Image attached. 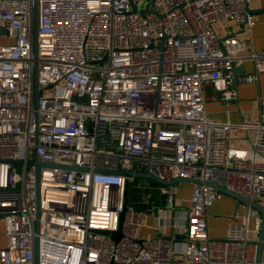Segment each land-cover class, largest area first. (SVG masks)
Masks as SVG:
<instances>
[{
  "label": "built area",
  "instance_id": "built-area-1",
  "mask_svg": "<svg viewBox=\"0 0 264 264\" xmlns=\"http://www.w3.org/2000/svg\"><path fill=\"white\" fill-rule=\"evenodd\" d=\"M249 1L0 0V160L24 162L0 161V264H36V249L38 264H256L257 210L243 205L219 239L206 222L223 196L212 186L264 201V104L239 123L204 106L205 85L228 104L264 73V49L214 29L223 20L251 28ZM245 62L252 71L235 72ZM233 129L253 134L249 148L228 145ZM33 155L87 170L41 167L37 177L26 164ZM95 169L198 182L187 207L177 198L182 181L161 185L165 201L151 207L135 184L137 209L129 190L123 205L124 175ZM141 227L157 235L141 238Z\"/></svg>",
  "mask_w": 264,
  "mask_h": 264
},
{
  "label": "crops",
  "instance_id": "crops-1",
  "mask_svg": "<svg viewBox=\"0 0 264 264\" xmlns=\"http://www.w3.org/2000/svg\"><path fill=\"white\" fill-rule=\"evenodd\" d=\"M252 1L254 0H250L248 3L249 9L257 10V9L264 8V0H258L260 1V4L257 7L250 6ZM250 14L254 21V24L251 28H249L245 24L243 25V24H238L233 21L223 20L220 23L215 24L214 29L219 35H223L225 31L238 33V39L245 42L249 48H253L255 50L264 49V11L252 12ZM242 68L243 69H240L239 73L251 72L252 64L250 62H245ZM258 82H259L257 83L258 86H256L255 83L239 86L237 89V100L231 101L228 104L219 100L217 93H215L209 85H205L204 86V94H205L204 106H205L206 114L209 117L214 118L221 122H225V121H229L231 123L241 122V120L243 119V114H244V110H242V108H245L244 107L245 101H246L245 97L248 96L250 91L257 89L256 91H257V98L259 99V105H260V102L263 103L262 102L263 97L261 95V89H262L261 84L263 85L264 83V73L259 74ZM235 104L237 107L235 106ZM257 115H258V109L256 112V117ZM231 131H229V139H228V145L230 147L249 148L250 139H253L250 137L251 133L247 135L244 132L245 136H243V140L247 141L244 144L242 143V141H239L240 139L238 140L232 139ZM192 187H193V183L186 182V183H182L181 186L178 188L177 198L181 200L182 207L188 206L189 204L188 200H189V197L192 191ZM223 196H222V199H223ZM222 199L214 202L207 213L206 222H207L208 235L212 239H219V238L224 237L227 224L231 221V217L233 216V214L235 212L236 213L238 212V210H235V212L234 211L232 212V210L229 209L231 206L232 207L234 206L233 203L231 204V203H228L227 201H224V200L222 201ZM237 215L240 216L241 214L237 213ZM145 217L147 220V224L149 226H153L154 224L153 212L151 214L146 215ZM236 221L239 222L240 218L238 217ZM138 235L141 238L151 239L157 235V232L155 229H152V228L141 227L138 229ZM173 235L176 241L184 240V236L177 237L176 235H179V234H176L171 229H169L167 232V236L173 237ZM5 243H6V239L3 234V225L0 222V248L4 247ZM177 259H180V258L178 257ZM179 264H188V263L179 261Z\"/></svg>",
  "mask_w": 264,
  "mask_h": 264
},
{
  "label": "water",
  "instance_id": "water-1",
  "mask_svg": "<svg viewBox=\"0 0 264 264\" xmlns=\"http://www.w3.org/2000/svg\"><path fill=\"white\" fill-rule=\"evenodd\" d=\"M133 9L139 11L140 13H143L145 10H140L136 7H134L133 5ZM247 11L249 13L252 12H260V11H264V8L261 9H257V10H251L247 7ZM38 14H37V3L34 2V7H33V39H34V49L36 47V34H37V18ZM3 30H0V32H2ZM161 48V45L160 47ZM243 64L239 65L238 67L235 68V72H240V69H243ZM242 71V70H241ZM35 97H36V89H35ZM82 99H85V97H83ZM12 165H16V166H21L24 162L22 160H0ZM27 165H33L35 167V171H36V175L38 177L39 171L41 167H55V168H62L65 169L66 171H82V170H87L85 168H80V167H74V166H69V165H60V164H51V163H45V162H41L39 161L35 155L32 156L31 159L26 161ZM94 172H107V173H117V174H122L126 177V181H125V185H124V201H123V205L125 206L127 203V193H128V187H129V182H128V177H132V178H148L151 179L161 185H169L172 183H177V182H191V183H197L198 180H194V179H184V178H175V179H171L169 181L166 180H160L159 178H157L156 176L149 174V173H144V172H132V171H115V172H110L107 170H99V169H95ZM210 185V184H207ZM215 189L221 191L223 194L229 195L234 197L235 199H237L239 202H242L245 205H250L252 208H254L255 210H257L260 213L261 216V226H260V230H259V234H258V241H257V252H256V264H259V260H260V252H261V247H262V241L264 240V201L263 202H258L255 200H248L247 198L236 194L235 192L226 190L224 188L218 187V186H212ZM37 208H38V202H37ZM39 211L37 212V217H38ZM1 216V215H0ZM122 219H123V213L120 214V220H119V228L116 232H111L110 233V237L115 240L118 241L121 238V224H122ZM103 234H108L107 231H97ZM177 237H183V235H176ZM35 261L36 264H38V250L36 249L35 252Z\"/></svg>",
  "mask_w": 264,
  "mask_h": 264
},
{
  "label": "rangeland",
  "instance_id": "rangeland-1",
  "mask_svg": "<svg viewBox=\"0 0 264 264\" xmlns=\"http://www.w3.org/2000/svg\"><path fill=\"white\" fill-rule=\"evenodd\" d=\"M259 4H260V1L254 0L250 4V6L251 7H254V6L257 7ZM1 42L2 43H8V42H11V40L2 39ZM259 82H257V83H259ZM257 83H255L256 86H258ZM261 87H262L261 95L263 97L262 98V102L264 104V83H263V85L261 84ZM256 90L257 89L250 91L248 96L245 97L246 101H245L244 107L246 109L242 108V110H244L243 119L254 120L255 117H256V112H257V109L259 108V99L257 98V91ZM52 92H53L52 90H46L45 93L46 94H52ZM235 106H236V104H235ZM243 136H245L244 131H241V130L239 131V129H233L231 131V138L232 139H236V140L240 139L239 141H242V143L245 144L247 141L243 140ZM250 137L253 138V134H250ZM180 183L182 184V183H186V182H180ZM135 184H139L140 185V187L135 190V193L140 196V197L138 196V199L142 198L141 200H143V201L146 200V203H148L150 205L149 207H151L152 204L159 205L161 203H164L165 197L161 196V195H159L157 193V189L161 186V184H159V183H157V182H155V181H153L151 179H148V178H135L134 179V183L133 184L132 183L129 184V187H128V190H130L129 198L133 194L132 187ZM181 184H178V187H180ZM223 200L227 201L228 203H231V204L233 203L234 206L233 207L231 206L229 208V209L232 210V212L233 211L235 212V210H238L237 213L241 214L243 205H245V204H243L242 202H239L234 197L226 195V194H224L222 201ZM260 200H262V198ZM152 211L154 213V210H152Z\"/></svg>",
  "mask_w": 264,
  "mask_h": 264
},
{
  "label": "trees",
  "instance_id": "trees-1",
  "mask_svg": "<svg viewBox=\"0 0 264 264\" xmlns=\"http://www.w3.org/2000/svg\"><path fill=\"white\" fill-rule=\"evenodd\" d=\"M132 190H133V187H132ZM129 192H130V190H129ZM128 203L132 204L137 209H141L144 207V204L137 201V196L134 194V192L130 198L128 196Z\"/></svg>",
  "mask_w": 264,
  "mask_h": 264
}]
</instances>
